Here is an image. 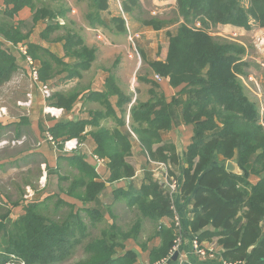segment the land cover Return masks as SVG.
Returning a JSON list of instances; mask_svg holds the SVG:
<instances>
[{
    "label": "trees",
    "instance_id": "16d2710c",
    "mask_svg": "<svg viewBox=\"0 0 264 264\" xmlns=\"http://www.w3.org/2000/svg\"><path fill=\"white\" fill-rule=\"evenodd\" d=\"M41 1L2 0L0 88L18 70L16 58L7 48L25 46L27 56L38 63L41 82L79 81L67 90L53 91L47 99L49 108L68 112L81 93L89 90V85L82 84V73L93 62L95 51L66 25L56 22L59 18L66 20L70 10L64 5L53 9ZM79 1L86 4L83 18L88 27H102L115 36L126 32L123 17L101 19L108 9V0ZM121 2L123 11L142 27L159 31L166 25L176 26L174 32L166 33L165 61H154L149 66L171 88L182 89L167 102L157 84L145 80L151 86L150 99L145 103L135 100L128 111V128L142 155L149 163H165L167 176L178 180L174 203L179 213L182 210L177 200L189 206L186 224L198 244L215 245L218 260L213 263L264 264V125L240 78L246 76L251 64L244 60L245 50L240 43L208 31L225 25L264 29V0H175L168 15L155 17L142 9L139 0ZM24 8L32 12L33 25L47 20L40 38L48 43H63L61 57L29 41L31 31L23 33V22L16 21ZM115 84L114 78L108 76L102 92H87V99L102 108L92 112L89 121H60L43 132L51 136L53 142L49 143L59 153L55 168L44 164L48 176H57L58 184L64 181L57 169L65 163L74 175L66 172L71 182L64 193L81 205L59 200L50 209L51 197H46L41 202H25L23 213L15 220L0 206V264H138L136 251L126 245L130 238L137 239L147 223L159 239V245L149 250V263L168 256L176 237L173 201L150 172L144 171L138 189L132 183L135 170L127 162L131 143L123 106L131 103L133 95L125 94ZM113 96H117V107L122 110L120 118H116L109 103ZM109 118L115 123L112 129L103 124ZM28 124L22 118L15 125V136L19 137ZM178 124L192 128L191 142L183 151L181 162L175 145L162 137ZM87 136L94 144L92 154L106 161L109 176L105 181L100 180L95 166L88 164L80 152L66 154L61 150L66 141L83 143ZM218 158L220 162L215 164ZM227 161L237 165L239 174L225 170ZM39 167L36 178L41 173ZM252 177L257 179L254 184ZM121 181L127 189H115L111 195L113 203L134 210L136 223L128 231L118 226L112 205L106 206V218L99 203L106 185ZM26 184L29 186L30 182ZM62 207L67 211H61ZM163 218L170 221L168 227L160 222ZM137 244L145 250V245ZM249 248L252 249L248 251ZM78 253L81 255L75 259ZM168 264L188 263H178V259L173 262L171 258Z\"/></svg>",
    "mask_w": 264,
    "mask_h": 264
},
{
    "label": "rangeland",
    "instance_id": "374dc122",
    "mask_svg": "<svg viewBox=\"0 0 264 264\" xmlns=\"http://www.w3.org/2000/svg\"><path fill=\"white\" fill-rule=\"evenodd\" d=\"M153 1L154 0H139V3L142 9L145 12H149V15L152 17L161 16V14H169V9H166L168 8V6L164 7L165 10L163 9L164 11L161 12L159 9L153 7ZM41 3L50 6L53 9H57L61 5H64L66 9L70 10L66 17V20L59 18L56 20V22H58L60 25H66L67 29L72 34H77L83 40V43L86 47H88L89 49H94V60L90 64L88 70L82 73L83 85H89L91 81L99 80V75H102L98 72L100 65L104 69L108 68L103 73H105L106 75L107 73L110 74V67L115 63L116 56L119 53H124L127 58V62L130 63V65H128L129 63H127L126 69L122 70L119 75L120 84L124 90L129 89V92H131L130 94L133 95V97L134 94H137L136 97H138L143 88L141 86L142 81L140 80L143 73L149 74L151 72L152 75H154V81L161 80L160 76L155 75L151 69L150 71L145 72L144 57L146 56L149 59L161 57L163 49L165 48V41L168 43L166 33L174 32L176 28L175 25L173 27L172 25H166L161 29V32H157L156 35H149L146 33L147 30L152 29L149 27H142L139 22L131 20L130 17L123 11L121 0H119L117 3L115 0H108L109 7H114V10L119 11L120 15H118L117 17L123 16V18L125 19L126 32L122 35H118V40H112V35L106 32L103 28L99 27L97 29L96 27L93 29L86 25L83 18L86 11V4L84 2H81L79 0H42ZM28 10L30 11V9ZM19 13L17 15L16 21L23 22V33L31 31L29 37L30 39L35 38V35L38 34L40 36V33L43 31L42 29L45 28L44 26L48 23L47 20L40 21L37 24L33 25L31 22V11L30 17L24 21L19 20ZM104 16L105 18H109V15ZM132 21L134 22L133 24L131 23ZM251 27L254 29L252 30L251 28L246 31L244 30L243 32L224 28L222 26H218L216 28L211 27L208 31L213 36L224 37L236 41L244 47V60L251 64V67L246 70V76L240 78L247 90L249 98L254 101L257 106L260 123L264 124V120H262L261 118V115L264 118V31L259 30L260 28L254 27L253 25H251ZM61 34L62 33H60V35ZM55 35H57V33ZM93 38L96 41H94ZM54 44L60 46V48L62 49V56L63 43ZM113 45L115 47H113ZM7 47L12 46L11 44H7ZM100 47L103 52L98 55L97 50ZM7 50L16 58L18 70L14 74L12 79L5 85H3L2 88H0V109H5L8 112V118L9 116H12V118L15 120L14 122H20L22 118L29 119L31 117L29 116L31 105H29L28 107H22L24 108V110H21V107L18 103L19 101L26 102L27 100H29V102L32 103V95L34 97L35 94L38 93V100L41 101L42 99L47 102V99L51 96L53 91H59L63 89H56L54 88V86L51 87L50 81L43 83L39 80L38 77V82L40 84L48 86L49 88L51 87L52 89L49 97L46 98L42 93L39 92L38 85L32 83V80L30 78V68L25 61V55H23L21 51L24 50L26 52V47L19 45L16 48H7ZM33 63L36 65V67H38L37 62L33 61ZM131 64L133 66L135 65L134 70H132L133 68H131ZM108 70L110 71L107 72ZM72 86L73 84L71 85V83H69L68 86L65 87V90L71 88ZM46 110L48 112L49 107ZM125 121L127 126L126 129L129 133V121L127 120V118H125ZM38 128V132L40 133L39 138L38 136H34L33 134L27 132V126L25 127L23 133H21L19 137H16L14 133V124H12V128H9L6 131L5 136L3 134L2 138L0 139V206L10 212V218L12 220L17 219L23 213L25 202H41L46 197H51L50 203L48 204V207L50 209H53V206L56 205L59 200L75 204L76 206L81 205L80 202L67 197L64 193L71 182V177L70 175H67L66 172H72V174L74 175V172L69 167H67L65 163H61V167H58L57 169L59 176L64 180L59 182V184L56 176H48L50 174L47 172L44 165H42V167L44 168V174L42 175V173H40L39 177L36 178L38 176L37 168L41 165V163L45 162L47 166V163L51 164L52 166H56V163L53 164L54 158L58 157L59 155L57 150L54 154L52 150L53 145L49 144V142H53L51 136L47 132L43 134L44 129L41 126H39ZM109 128L112 129V127ZM176 129L177 126L174 125L173 130L171 129V132L168 135L165 134L166 138H164V140L170 138L175 140L174 138H176ZM47 136L51 138V141L48 140ZM19 139L23 140L21 144L16 143ZM38 139L40 141H38ZM69 141H74L78 145H84L86 144L85 142L87 140L83 143H79L77 140ZM175 142H177L178 146H181V141L179 139ZM65 143H63L62 145V152L66 154L73 153L74 150L69 151L65 149ZM127 159L128 163L133 167L135 160L132 157L130 159ZM138 163H136V165H138ZM88 164L91 163L88 162ZM144 169L146 172L151 171L148 165L147 168L145 167ZM96 173L99 174L100 169L97 170ZM99 176L101 175L99 174ZM67 179H69V182H65V180ZM250 180L253 184L257 181V179L254 177H252ZM167 181L169 182L168 179ZM26 182H30V185L27 186ZM101 202V206L103 205V214L106 218L108 216L107 212L105 211L106 206L112 205L110 207L111 211H113V214L117 217V224L122 230L128 231L136 223V216L133 212L134 210L127 209L126 206L122 203H113L112 198L107 196H102ZM15 204L18 205L15 206ZM61 211H67V208L62 207ZM262 228H264V221L262 223ZM152 238V228L147 223L142 226L137 239H134V243L144 245V243H146L148 240L150 241ZM181 238L182 237H179V235L177 234L175 237V241L181 242ZM129 240L133 239L130 238ZM80 255L81 254L78 253L76 256H74L75 259H78Z\"/></svg>",
    "mask_w": 264,
    "mask_h": 264
},
{
    "label": "crops",
    "instance_id": "0c3cea01",
    "mask_svg": "<svg viewBox=\"0 0 264 264\" xmlns=\"http://www.w3.org/2000/svg\"><path fill=\"white\" fill-rule=\"evenodd\" d=\"M115 1L117 3L119 0H115ZM0 5H2V0H0ZM116 5H118V4H116ZM152 5H153V7H155L156 9H159L162 12L165 10L164 7H166V6H168V8H166V9L173 8L175 6V0H154L152 2ZM122 14H121V16H122ZM30 15L31 14H30V11L28 9H23L19 13V20H23V21L27 20L30 17ZM104 15H106V16L109 15V18H112V17H117L120 14H119V11L114 10V7L110 8L109 4H108V9L102 13L101 19L102 20L109 19V18H105ZM131 23L133 24L134 22L132 21ZM222 27L229 28L232 30H236L239 32L244 31V29H242V28H236V27H232L229 25H225ZM98 28L99 27H97V29ZM100 28H102V27H100ZM253 29L254 28H252V30ZM259 30L264 31V29H261V28ZM157 32H161V30H159V31L147 30L146 33L149 35L150 34L156 35ZM111 35H112V40H118L117 36H115L113 34H111ZM93 40L96 41L94 38H93ZM29 41L32 43L38 44V45L42 46L43 48L50 50L52 53H54L57 56H61L62 49L60 48V46L55 45L54 43H48V42L42 40L40 38L39 34L35 35V38H31V39L29 38ZM167 46H168V43L165 41V48L163 49V53L161 54V57H155L154 59H152V58L149 59L146 56L144 57L145 72L150 71L149 64L151 62H154V61L164 62L165 61L166 55H167V48H168ZM113 47H115V46L113 45ZM97 51H98V55H100L103 52L101 47ZM127 63H129V62H127V58H126L125 54L119 53L116 56L115 63L110 67V69H111L110 74L107 73V75H106L105 73H103L108 68L104 69L100 65L98 72L102 75H99V77H98L99 80L91 81L89 83V87H88L89 90H85V92H83V94L81 93L80 97L75 102L72 109L68 112H65V111L60 110V109H59L60 111H58V113H56V114H51V113L47 112V110H46L48 108L47 102L42 100V99H41V101H39L38 100L39 94L37 93L38 94L37 95V94H35L36 93L35 92L34 93L35 96L33 97V95H32L33 101L31 103V110H30V115H29L31 117L29 119H27L29 126H27L26 131L33 134L34 136H38V138H39V135H40V133L38 132L39 126H41L45 130L47 127L52 126L56 122H60V121H70V122L89 121L91 119V113L96 111V110H101L102 108L97 103H93L87 99V96H88L87 92L88 91L102 92L104 90L105 78H107L108 76H112L114 78V81L116 83L115 85L117 86V88H119L125 94L129 95L131 92H129V89L128 90L123 89V87L120 84V78H119V75L122 72V70L126 69ZM128 65H130V63ZM134 67H135V65L133 66L131 64V68H133L132 70H134ZM109 71L110 70H108L107 72H109ZM63 75L65 76V74H63ZM59 79H61V78H59ZM140 80L142 81L141 86L143 88H142L141 92L139 93L138 97H136L137 94L136 95L134 94V97L132 96L131 103H129L126 106H123V111H126L125 118H127L128 121H129L128 111H129V108L131 107V105L135 102V100L137 102H140V103H145L150 99L149 90L151 89V86L145 80H151L155 84H157V86L159 87V89L161 90V92L164 96V99L167 102H170L171 99L173 98V96H175L182 89V87H178L176 89L171 88L168 85V82L166 79H161L160 81H154V75H152L151 72L149 74L143 73ZM50 82H51V87L54 86V88H56V89L62 88L63 90H65V87L68 86L69 83H71V85L73 84V86H75L79 81L77 79H73L70 81L60 82V80L54 79L53 81H50ZM51 87H50V89H51ZM51 91H52V89H51ZM117 100H118L117 96L110 97L109 103H110L112 109L114 110L116 118H120L122 110L120 109L119 106L117 107V103H118ZM19 102H22V101H19ZM20 107H21V110H24V108H22V106H20ZM177 111H178V109H177ZM14 121L15 120L12 118V116H9V118H8V116L0 118V128H1L0 129V134H1L0 137L1 138H2L3 134L5 136V133L9 128H12V124H14V128H15L16 124H19V122H14ZM105 121L106 122H103L104 125H106L108 127H114L115 126V123L112 120V118L106 119ZM176 126H177V129L175 132V134H176V138H174L175 140H173L171 138H170L171 140L170 139H168V140H170L175 145L177 157L179 158V162H181L180 158L182 156V153L185 150V148L191 142L192 128L190 126H184L182 124H178ZM173 127H174V125L171 128L172 130H173ZM24 130H25V127H23V131ZM88 130H90V128L86 129V131H88ZM170 132H171V130L167 133H164L162 137L166 138V135H168ZM129 134H130V132H129ZM133 137L134 136H132L130 134L131 155L128 157L129 159L132 157L135 160V163L133 165V168L135 170V175L132 179L133 185L135 186V188H137V189L139 188V186L142 183V180L144 178V171H145L144 168L145 167L147 168V165H148V167L151 169L150 173L152 174L153 180L162 184V188L164 190H166V186H167L168 181H167V177H166L167 167H166L165 163H163V162L149 163L148 158H146L144 155H142L141 148L139 147V143H138L137 139L135 137L133 139ZM178 139L181 141V146H178L177 142H175ZM86 140H87L85 142L86 144H84V145L80 144L74 151L80 152L82 155H84L85 160L87 162L91 163L92 165H95L94 160L91 158V154H92V150L94 148V144L92 143V141L89 139L88 136L86 137ZM38 141H40V140L38 139ZM134 141H136V142H134ZM84 148H87V149H84ZM52 150L55 154L56 153L55 148H53ZM56 158H54L53 164L56 163V160H57ZM138 161H139V163H138ZM127 162H128V159H127ZM219 162H220L219 158L214 161L215 164H218ZM136 163H138V165H136ZM44 164L46 165L45 162H42L40 165L42 175L44 174V168L42 167V165H44ZM47 164L49 167L55 168V166H52L49 163H47ZM158 164H163V166L159 167ZM176 168H179V166ZM99 169H100L99 174L101 175L100 178L102 181H105L109 176L108 171L106 169V161L105 160L97 170H99ZM118 188L126 190L127 188H126L125 182L121 181V182H117L114 184H107L105 193L99 197V202H101L102 196H104V197L107 196V197L112 198L111 193L113 192V190L118 189ZM177 203L180 207V210H182V211H180L179 214L181 215V217L184 218L183 223H182V234H181V237H182L181 240L182 241L181 242L179 241L180 247L178 248L179 254L177 256L179 258V261L185 262L188 264H216V263H213L212 261H210L208 259H202V258L198 257L194 253V251L192 250V247L190 245V239L194 235H192L190 233V230L186 224L187 219L189 218V212H190L189 206L186 205L187 204L186 202H183L180 200H177ZM100 204H102V202ZM160 222L167 227L170 225V221L167 218L161 219ZM152 232H153V230H152ZM134 242H135V240H129L127 242V245H126L127 249H131V250L136 251V253L138 255V257H137L138 264H150L149 263V250L152 247H156L159 245V239L154 236V232H153V238L150 241L148 240L146 243H144L145 250H142L141 247L137 243H134ZM140 245H142V244H140ZM202 245L209 247L211 244L204 242V243H202Z\"/></svg>",
    "mask_w": 264,
    "mask_h": 264
},
{
    "label": "built area",
    "instance_id": "2783aa9c",
    "mask_svg": "<svg viewBox=\"0 0 264 264\" xmlns=\"http://www.w3.org/2000/svg\"><path fill=\"white\" fill-rule=\"evenodd\" d=\"M23 55H25V61L26 63L29 65L30 68V78L32 80V83L37 84L38 85V90L40 93H42L46 98L49 97L51 89L48 86L42 85L38 82V70L36 65L33 63L32 59L27 56L26 52L24 50H21ZM19 105L22 107H28L29 105H31V103L29 102V100H27L26 102H19ZM59 110L53 109V108H49V113L51 114H56L58 113ZM8 116V112L5 109H0V118L6 117ZM262 120H264L263 116L261 115ZM264 125V124H263ZM130 134L132 136H134L133 133L130 132ZM48 137V136H47ZM48 140L51 141V138L48 137ZM22 139L17 140V144H21L22 143ZM14 144V143H12ZM79 145L74 142V141H68L65 143V149L66 150H75ZM91 158L94 160L95 162V168L96 171L97 169L102 165V163L104 162L102 159H99L97 156L91 154ZM159 167H162L163 164H158ZM167 179L169 180V182L167 183L166 186V191H168L170 197L172 198L173 201V205L172 206V210H173V224H174V229L176 232V235L178 234L179 237L182 234V223L183 220L181 219V215L179 214V211L175 205V200L176 197L178 196V180L176 178L173 177H168L166 175ZM190 245L192 247V250L194 251V253L202 258V259H208L210 261H215L218 260L216 257V247L214 244H211L209 247L205 246V245H199L196 238L194 236L191 237L190 239ZM180 247V242L179 241H174V245L171 248V250L169 251V254L166 258L162 259L161 261L155 263V264H168L169 261L171 260V258L173 257L174 254H179L178 248ZM178 259V263H181V261H179ZM221 264H229L226 263L224 261H220Z\"/></svg>",
    "mask_w": 264,
    "mask_h": 264
},
{
    "label": "water",
    "instance_id": "95a60500",
    "mask_svg": "<svg viewBox=\"0 0 264 264\" xmlns=\"http://www.w3.org/2000/svg\"><path fill=\"white\" fill-rule=\"evenodd\" d=\"M225 170L232 174H239V169L237 165L232 161H227L225 165ZM252 248H249L248 251H250ZM177 260V254H174L172 257V261L175 262Z\"/></svg>",
    "mask_w": 264,
    "mask_h": 264
}]
</instances>
